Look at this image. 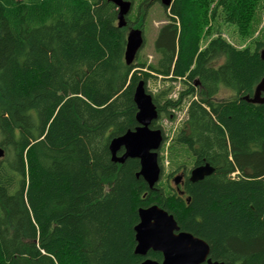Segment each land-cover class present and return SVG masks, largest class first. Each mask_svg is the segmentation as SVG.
Masks as SVG:
<instances>
[{
    "label": "trees",
    "instance_id": "trees-1",
    "mask_svg": "<svg viewBox=\"0 0 264 264\" xmlns=\"http://www.w3.org/2000/svg\"><path fill=\"white\" fill-rule=\"evenodd\" d=\"M262 1L173 0L156 62L128 65L114 3L0 0V264H139L138 209L153 204L206 240L213 261L264 264V103L244 99L264 77V41L237 47L218 34L202 44L219 16L250 36ZM159 75L182 81L177 99L172 86L147 89ZM140 80L159 119L192 96L174 143L210 175L151 188L139 159L112 160V139L138 125ZM223 88L231 94L219 97Z\"/></svg>",
    "mask_w": 264,
    "mask_h": 264
},
{
    "label": "water",
    "instance_id": "water-1",
    "mask_svg": "<svg viewBox=\"0 0 264 264\" xmlns=\"http://www.w3.org/2000/svg\"><path fill=\"white\" fill-rule=\"evenodd\" d=\"M118 8V26L126 25V17L132 9L131 0H108ZM163 6L169 8L173 0H160ZM145 44L144 32L140 28L128 31L126 38L125 60L129 65L137 57ZM264 59V48L260 52ZM251 103H264V77L260 80L252 96H245ZM134 101L138 112L137 127L128 130L110 142L112 160L124 163L128 158H137L140 161V170L137 176L143 179L152 188L162 177V168L159 161V149L164 141L160 128H153L152 123L159 118V111L154 103L153 96L147 91L145 81L140 80L135 88ZM123 149V153L118 155ZM5 150L0 146V159ZM214 171L209 163L194 166L189 180L196 182L204 179ZM182 175L174 177L176 185L181 183ZM179 188V187H178ZM139 221L134 227L135 254L144 257L139 264H222L210 258L211 248L203 238L189 231L181 230L174 215L158 204L138 209ZM150 251L160 252L162 261L148 256Z\"/></svg>",
    "mask_w": 264,
    "mask_h": 264
},
{
    "label": "rangeland",
    "instance_id": "rangeland-1",
    "mask_svg": "<svg viewBox=\"0 0 264 264\" xmlns=\"http://www.w3.org/2000/svg\"><path fill=\"white\" fill-rule=\"evenodd\" d=\"M141 1L143 0H134V11L137 10V6ZM134 16L135 13H132L128 18V22L130 24L134 23L135 25L143 23L146 36L145 44L138 53L136 59L140 62L146 63L147 65L154 64L158 57L154 48V42L160 26L168 19L167 12L161 4L156 3L153 4L148 11L143 12L142 15L132 22V19L134 20ZM254 22V30L252 34L243 38L239 35L237 28L233 24L226 23L223 21V18L219 16L217 20L211 22L210 29L208 26L205 28L203 32L204 36L202 44L205 45L209 39L217 36L218 34H221L237 47L251 46L253 48L256 40L264 41V0L258 8ZM206 30L210 33L207 34ZM171 86L173 88L171 93H169V97L177 99L178 93L182 91L185 86L180 79L171 81L170 79H165L161 75L158 77H152L148 80L147 89L153 94H156ZM230 94L231 91L223 88L219 97H227ZM191 98L192 96L184 99L181 105L174 110L175 117L173 119L158 118L157 120V123L162 125L166 135V140L159 149L163 165V174L159 183L163 182L165 185L168 184L174 187V189L176 186L174 177L179 175V170L184 168L188 173L193 168L194 163V157L191 153L184 146L177 147L174 143V138L186 119L187 107Z\"/></svg>",
    "mask_w": 264,
    "mask_h": 264
},
{
    "label": "flooded vegetation",
    "instance_id": "flooded-vegetation-1",
    "mask_svg": "<svg viewBox=\"0 0 264 264\" xmlns=\"http://www.w3.org/2000/svg\"><path fill=\"white\" fill-rule=\"evenodd\" d=\"M131 1H132V9H131L129 15L126 17L127 23H126V25H125V26H128V28H129L128 30L135 29V28H140V27H137L134 23H131V24H130V23L128 22V21H129L128 18H129V16H130L132 13H135L134 20L132 19V22H134L135 19H137L140 15L143 14V12L148 11V10L150 9V7H151L153 4L159 3V4H161V5L163 6V4L161 3L160 0H143V1H141V2L139 3V5L137 6V7H138L137 10L134 11V0H131ZM163 8L165 9V6H163ZM140 29L143 30V32H144V37H145V39H146L144 28H140ZM178 170H179V169H178ZM178 170H177V171H178ZM190 171H191V170H190ZM179 174L182 175V179H181V183H180L179 185H176V184H175V185H176V186H175V189H177V190H180V188L183 187L184 182L189 178V177L187 176V172L185 171L184 168H181V169L179 170ZM178 187H179V188H178Z\"/></svg>",
    "mask_w": 264,
    "mask_h": 264
},
{
    "label": "bare ground",
    "instance_id": "bare-ground-1",
    "mask_svg": "<svg viewBox=\"0 0 264 264\" xmlns=\"http://www.w3.org/2000/svg\"><path fill=\"white\" fill-rule=\"evenodd\" d=\"M149 92V91H148ZM158 120V119H157ZM156 121V120H155ZM157 128V127H156ZM159 128V127H158ZM164 137V136H163ZM162 168V167H161ZM163 169V168H162ZM163 171V170H162ZM163 174V173H162ZM190 175V174H189ZM233 176H235V174H233ZM176 184V183H175Z\"/></svg>",
    "mask_w": 264,
    "mask_h": 264
}]
</instances>
